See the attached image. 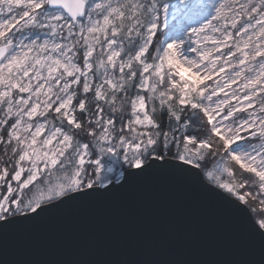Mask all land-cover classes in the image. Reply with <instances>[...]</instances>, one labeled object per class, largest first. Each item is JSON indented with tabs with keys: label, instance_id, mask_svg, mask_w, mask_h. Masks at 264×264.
<instances>
[{
	"label": "snow or ice",
	"instance_id": "obj_1",
	"mask_svg": "<svg viewBox=\"0 0 264 264\" xmlns=\"http://www.w3.org/2000/svg\"><path fill=\"white\" fill-rule=\"evenodd\" d=\"M148 177L264 264V0H0V231Z\"/></svg>",
	"mask_w": 264,
	"mask_h": 264
},
{
	"label": "water",
	"instance_id": "obj_2",
	"mask_svg": "<svg viewBox=\"0 0 264 264\" xmlns=\"http://www.w3.org/2000/svg\"><path fill=\"white\" fill-rule=\"evenodd\" d=\"M258 241L202 190L148 177L0 231V264H259Z\"/></svg>",
	"mask_w": 264,
	"mask_h": 264
}]
</instances>
